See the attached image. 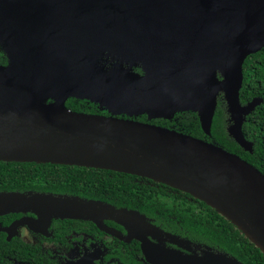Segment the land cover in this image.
Listing matches in <instances>:
<instances>
[{
  "label": "water",
  "instance_id": "water-1",
  "mask_svg": "<svg viewBox=\"0 0 264 264\" xmlns=\"http://www.w3.org/2000/svg\"><path fill=\"white\" fill-rule=\"evenodd\" d=\"M0 36L9 58L0 66V161L107 169L163 182L216 209L264 253V173L255 165L175 129L66 105L74 96L114 114L151 119L195 111L211 135L222 95L228 134L252 152L243 125L263 100L243 104L241 89L246 59L264 48V0H0ZM136 60L143 62L142 76L124 66ZM21 198L0 193V209ZM79 204L86 213L108 205ZM122 211L116 212L123 220L128 213L144 216ZM165 234L192 252L161 247L151 254L153 264H244L211 246L198 253L190 241Z\"/></svg>",
  "mask_w": 264,
  "mask_h": 264
},
{
  "label": "flooded vegetation",
  "instance_id": "flooded-vegetation-1",
  "mask_svg": "<svg viewBox=\"0 0 264 264\" xmlns=\"http://www.w3.org/2000/svg\"><path fill=\"white\" fill-rule=\"evenodd\" d=\"M8 62L6 45L0 36V66H6ZM130 64L131 72L141 76L145 74L143 62L136 60L124 66L128 68ZM105 66L110 67V63H105ZM70 99L81 103L83 110H74L78 112L114 115L152 124H156L154 121L159 119H151L146 113L114 114L99 103L74 96L69 97L66 105ZM52 101L54 99L48 100ZM102 170L104 175L120 180L118 188L127 191L125 187L130 185L137 188L138 195L144 193L146 196V191L151 193L154 199L152 209L148 206L140 208L126 205L124 199L112 195H108L111 201L88 197L84 195L83 183L80 184L79 192H69L66 189H53L56 182L39 181V174L20 175L37 180L16 183L10 187L0 186V193L22 194L19 205L0 209V264H153L151 254L159 251L161 247L192 252L171 242L165 233L190 241V247L198 253L208 246L194 237L186 225L187 222L191 224L192 218L204 208L201 200L188 192L150 178ZM127 192V196L131 197L132 191ZM40 195H52L56 198L66 196L73 201H44L38 197ZM90 200L103 201L108 205H96L93 209L104 207V211L86 213L85 204L80 205L79 202ZM119 210L138 211L145 218L127 212L126 218L129 216L130 220H123L125 215L116 212ZM177 217H180L182 222L177 220Z\"/></svg>",
  "mask_w": 264,
  "mask_h": 264
},
{
  "label": "trees",
  "instance_id": "trees-1",
  "mask_svg": "<svg viewBox=\"0 0 264 264\" xmlns=\"http://www.w3.org/2000/svg\"><path fill=\"white\" fill-rule=\"evenodd\" d=\"M255 97L263 101L247 116L243 125L245 137L253 142L252 152L244 150L228 134V114L222 95L219 97L211 135H207L202 130L198 113L195 111L178 112L172 119L159 118L154 123L214 142L238 154L264 173V48L250 55L244 63L241 102L245 104ZM67 105L73 110H83L81 103L74 99H70ZM85 111L95 112L86 109ZM103 172L102 169L70 165L0 161V186L10 187L16 183L36 181V178L20 175L39 174L38 180L41 182H56L53 189L79 192L80 184L83 183L84 195L88 197L111 201L108 195H112L124 199L126 205L140 206V208L148 206L152 209L154 199L151 193L146 191V196L144 193L138 195L137 188L128 185L125 188L127 191H132L131 197H128L126 190L118 188L120 180L104 175ZM201 203L204 208L192 218L191 224L189 222L186 224L194 237L214 249L237 257L244 264H264V253L253 242L216 209L203 201ZM182 219L185 220L184 217ZM177 220H180V217H177Z\"/></svg>",
  "mask_w": 264,
  "mask_h": 264
}]
</instances>
